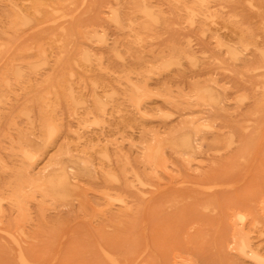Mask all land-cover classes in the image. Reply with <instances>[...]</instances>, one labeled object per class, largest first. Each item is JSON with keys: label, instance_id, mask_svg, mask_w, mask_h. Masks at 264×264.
Masks as SVG:
<instances>
[{"label": "rangeland", "instance_id": "374dc122", "mask_svg": "<svg viewBox=\"0 0 264 264\" xmlns=\"http://www.w3.org/2000/svg\"><path fill=\"white\" fill-rule=\"evenodd\" d=\"M93 28L105 40L87 43ZM86 48L96 61L78 65ZM262 52L264 0H0V264L21 250L28 264H111L101 249L118 264H257L240 227L264 260ZM162 141L168 165L153 168ZM59 161L66 200L9 202L29 170L57 179Z\"/></svg>", "mask_w": 264, "mask_h": 264}, {"label": "bare ground", "instance_id": "6f19581e", "mask_svg": "<svg viewBox=\"0 0 264 264\" xmlns=\"http://www.w3.org/2000/svg\"><path fill=\"white\" fill-rule=\"evenodd\" d=\"M198 1L201 3H204L206 0H198ZM14 10L18 14L21 15V12H22L21 10H17V9H14ZM186 10H191V8L186 7ZM191 11H192L193 16H197V15L199 16L198 8L192 9ZM37 13H39V11H37ZM18 14H16L17 20H19L20 22H24L23 18H20V16ZM118 19H119V15H115L114 20L116 22H118ZM56 28H59L57 31H59L61 33H65L67 31V28L60 25V24H57ZM83 36H84V40L87 43L93 42L96 39H98L99 41L105 40V38L102 37V35L97 34V31L95 28L90 29L88 31H85ZM63 41H65L64 37H61L58 40L59 43H62ZM39 55L41 56V59L43 60V64L47 66L49 63V59H48L47 53L44 51V49L39 50ZM261 55L264 56V53L262 52ZM18 58L20 60L22 57L16 56V58H14L15 61ZM95 61H96V58L94 57V54L92 53L91 49L86 48V49H83L82 59L77 64L84 66L85 63L89 64V63H92ZM55 62H56V64H58V62L61 63L60 58L57 59ZM8 63H10V62H8ZM11 63L8 64V66H10ZM5 66H6V64H5ZM8 66H6V67H8ZM25 67L28 68L27 71H29L31 69L34 70L35 64L29 63V64H26ZM21 68H22V65H18L16 67H14V68L12 67L10 69L7 68L10 71L12 70L14 77H10L9 74L3 75L4 86L8 85L9 82H14V83L19 82V80L21 78ZM3 69H5V68H3ZM7 69H6V71H7ZM59 69H62V67L59 66ZM10 71H8V72L10 73ZM67 75H68L69 79H71V80L74 79V72L73 71H70ZM61 81H64V80L61 79ZM62 86L66 90H68L70 93L72 92L71 89L66 88L63 84H62ZM135 88H137V87L135 86ZM137 99L138 98H136V100ZM73 103H76V101L74 99H73ZM58 105H59L58 95L46 96V98L42 102L41 108L43 110H42L41 119H42L43 127L46 128L45 131L48 133L49 137H51L52 134L56 133L60 129L61 124H60V122L58 123L56 121V120H58L57 119ZM181 137L183 139L182 135H181ZM181 137H179V138H181ZM185 138H187V137H185ZM198 139H200V138H198ZM26 143H28V144L26 145ZM162 143H163V141L160 143H157L156 146L150 147V149L147 152V160L150 163L155 165L153 168H157V165H160L163 168H167L168 164L166 163V156L164 155V151L162 150V147H163ZM186 143H188V140L186 141ZM31 146H32L31 143L28 142L27 140H25V144L21 146L22 148L20 150V153L27 159V162L31 161L33 159V156H34L32 153ZM175 146H176V143H175ZM175 146L173 144V147H175ZM177 146H178V143H177ZM175 148L179 149L177 147H175ZM189 150L190 149H188V151ZM56 164H57V167L55 168V171L59 172L60 176L55 180H53L52 178L44 179L43 177H46V175H42L41 178H43V179H41L39 176L36 175V173H33L32 170H29L26 177L24 179H19V182L12 189V192H10V201L9 202L14 206L19 207V206L25 205L28 201V198H30V197L34 198V197H36V195H39L41 197V199H43V200H48V201L53 200V202H54V199L66 200V195L64 194V192H65L64 186H65L66 182H69V184H70V181H68V178L70 179V177L68 176V173H67V167L68 166H66V168H65L64 164H62L61 161L57 162ZM26 170H28V166H27ZM34 172H35V169H34ZM55 184H57L58 187H56ZM55 191L59 192V194H57L56 196H53ZM172 199H174V198H171V200ZM235 229L236 230L234 231V236L239 235L240 239H241L239 246L237 248L239 250V252L244 257L252 258V260L255 261L257 264H263L264 263L263 255H261V253H259L260 251H257L256 249H254V247L249 245V243L243 238V235L245 233L243 231V229H241V227L239 229H237V228H235ZM244 229H245V227H244ZM101 250L103 251V254L105 255V257L108 259V261L111 264H118L119 263V261L114 257V255L112 253H110L109 251H106L104 249H101ZM88 252H89V256H91L92 259H97V256L93 254L92 249H88ZM18 259H19L21 264H28L26 262L27 259H26L24 250H21Z\"/></svg>", "mask_w": 264, "mask_h": 264}]
</instances>
